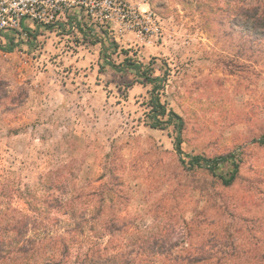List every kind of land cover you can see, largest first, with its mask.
I'll return each mask as SVG.
<instances>
[{
    "label": "rangeland",
    "instance_id": "obj_1",
    "mask_svg": "<svg viewBox=\"0 0 264 264\" xmlns=\"http://www.w3.org/2000/svg\"><path fill=\"white\" fill-rule=\"evenodd\" d=\"M130 1L156 18L158 37L108 30L101 42L83 26L41 28L11 51L0 41V191L17 190L0 201L32 215V201L96 192L43 216L57 218L58 231L83 217L78 238L89 250L163 253L139 264H180L186 254L264 264V47L235 28L240 0ZM127 62L160 78L155 95L166 113L156 129L155 85ZM229 153L238 164L229 187L188 169L187 156Z\"/></svg>",
    "mask_w": 264,
    "mask_h": 264
},
{
    "label": "trees",
    "instance_id": "obj_2",
    "mask_svg": "<svg viewBox=\"0 0 264 264\" xmlns=\"http://www.w3.org/2000/svg\"><path fill=\"white\" fill-rule=\"evenodd\" d=\"M252 5H243V0L237 1L234 5L233 22L235 28H241L247 32V36L252 39L253 44H259L264 47V0H253ZM240 4V5H239ZM8 50H12L11 43ZM127 69L133 70L137 79H141L144 83L155 85L153 88V110L151 111L150 128L156 129L164 123L160 122L159 117L165 115L164 106L159 104L158 97L155 92L158 89V77L147 76L140 73L141 64L127 62ZM171 116L180 120L174 113L169 112ZM177 133H180V128H177ZM178 137V136H177ZM261 145H264V135L259 140ZM175 151L179 157H182L183 152L180 148V141L177 139L175 143ZM188 169L202 168L210 175L218 178L222 185L229 187L235 181L238 173V164L233 153L216 158H206L203 156H187ZM182 163H184L182 161ZM227 165V173L224 174L222 167ZM8 190L6 187L1 188L0 194H13L17 190ZM92 195V196H91ZM97 193L77 194L69 200L62 202L60 199L50 201H32L27 204L32 215H26L23 208L19 205H14L11 202L0 201V264H139L136 262L140 257H152L153 255H161L162 252H155L150 247H139L136 252H124L122 250L114 252L111 255L107 254L109 250L101 244H94V249L85 248V241L79 240V236L83 233V226L86 220L83 217L80 223L74 222L72 229L62 231L56 229L59 220L45 218L43 214L46 211L54 210L55 208L76 209V201H88L89 198L96 197ZM57 206H55L56 204ZM68 214V213H66ZM114 231V230H113ZM78 232V233H77ZM111 234V233H110ZM76 250L75 257L72 261V249ZM106 253V254H105ZM133 256V257H132ZM208 256V257H206ZM212 254L198 255L193 258L190 255L176 257L180 264H206L212 260ZM186 261V262H185ZM210 264H214L211 262Z\"/></svg>",
    "mask_w": 264,
    "mask_h": 264
},
{
    "label": "built area",
    "instance_id": "obj_3",
    "mask_svg": "<svg viewBox=\"0 0 264 264\" xmlns=\"http://www.w3.org/2000/svg\"><path fill=\"white\" fill-rule=\"evenodd\" d=\"M27 22L35 29H29ZM83 26L99 30L94 36L100 41L101 33L108 30L143 38L161 33L152 13L140 11L130 0H0V41L4 43L31 44L41 28L81 31Z\"/></svg>",
    "mask_w": 264,
    "mask_h": 264
}]
</instances>
